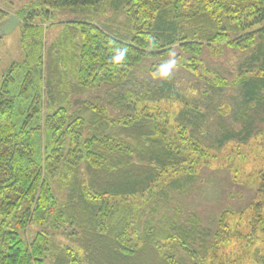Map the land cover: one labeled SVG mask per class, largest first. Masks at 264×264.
<instances>
[{
	"label": "trees",
	"instance_id": "16d2710c",
	"mask_svg": "<svg viewBox=\"0 0 264 264\" xmlns=\"http://www.w3.org/2000/svg\"><path fill=\"white\" fill-rule=\"evenodd\" d=\"M15 1L0 21L75 18L49 44L30 33L29 53L0 79V264H264V200L244 224L220 215L216 230L169 207L197 181L205 117L174 67L191 70L207 46L249 49L239 88L264 112V0ZM252 135L225 128L216 147ZM148 192L147 220L159 202L166 214L137 230L134 200Z\"/></svg>",
	"mask_w": 264,
	"mask_h": 264
},
{
	"label": "rangeland",
	"instance_id": "374dc122",
	"mask_svg": "<svg viewBox=\"0 0 264 264\" xmlns=\"http://www.w3.org/2000/svg\"><path fill=\"white\" fill-rule=\"evenodd\" d=\"M5 1L0 0V7L10 11L15 10L9 7V4L6 5ZM15 2L16 6L23 4L20 0ZM72 18H75L74 14L61 9L56 12L54 20L44 24V27L29 28L20 23L13 31L2 35L0 79L14 61L23 60L26 53H29L30 33H47L49 44L58 37L63 27L61 23ZM36 39L39 40V37ZM42 45V50L45 52L44 38ZM39 47L38 45L35 56H38ZM250 55L249 49L239 47L236 49L227 44L225 46L216 44L212 47H204L196 59L190 60L191 70L178 67H174L173 70L177 83L188 101L192 104L198 103L204 110L205 117L200 127L202 150L193 154L195 164L198 165L197 181L187 191H173L169 201L172 207L170 205L169 207L171 210L181 209L186 215L196 214L205 226L215 230L220 215L221 217L227 214L233 216L232 213H235L234 220L237 218V221L239 219L242 224L248 222L253 216V205L264 200V188L262 189L260 185L264 178V112L251 104H245L239 88V80L250 74L240 70L241 65L248 63ZM205 77L215 78L220 83H215L216 86L211 88L205 84ZM93 95L94 93H89L84 96ZM163 105L172 112L178 109L179 103L164 100ZM248 124L253 131L249 140H233L222 147H216L225 128L239 131ZM164 185L160 184L158 188L161 189ZM154 191L157 192L158 189ZM151 196L152 194L148 192L134 200L137 207L134 213L135 224L139 226L137 230L144 229L141 221L150 218L148 213L153 204L147 200L155 199V196ZM157 205L158 212L152 215L157 217L158 221L155 223L153 220L146 221L148 224L151 222L153 226H156L166 214L163 203L159 202ZM240 214L242 216L238 217ZM132 232L134 235L135 231L132 230ZM261 236L264 240V233ZM260 251L264 252V247ZM230 257L236 256L231 253ZM198 260L200 263L203 262L201 257Z\"/></svg>",
	"mask_w": 264,
	"mask_h": 264
},
{
	"label": "water",
	"instance_id": "95a60500",
	"mask_svg": "<svg viewBox=\"0 0 264 264\" xmlns=\"http://www.w3.org/2000/svg\"><path fill=\"white\" fill-rule=\"evenodd\" d=\"M21 23V19L16 14H10L4 20L0 21V37L13 31V29Z\"/></svg>",
	"mask_w": 264,
	"mask_h": 264
}]
</instances>
